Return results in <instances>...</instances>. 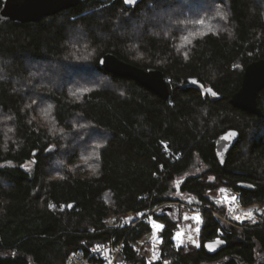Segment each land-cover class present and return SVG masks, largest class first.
<instances>
[{
  "label": "trees",
  "instance_id": "obj_1",
  "mask_svg": "<svg viewBox=\"0 0 264 264\" xmlns=\"http://www.w3.org/2000/svg\"><path fill=\"white\" fill-rule=\"evenodd\" d=\"M107 53L161 71L169 98L101 70ZM259 60L264 0H84L38 23L1 24L0 264H67L112 238L127 264H146L131 244L150 225L105 223L155 207V264H264L263 216L228 225L208 195L225 187L264 206V89L262 119L229 102ZM230 129L240 137L221 166L215 141ZM80 139L90 146L75 147ZM181 206L201 208L198 246H173ZM216 238L225 247L210 255L203 246Z\"/></svg>",
  "mask_w": 264,
  "mask_h": 264
},
{
  "label": "water",
  "instance_id": "obj_2",
  "mask_svg": "<svg viewBox=\"0 0 264 264\" xmlns=\"http://www.w3.org/2000/svg\"><path fill=\"white\" fill-rule=\"evenodd\" d=\"M84 0H2L0 8V25L6 22L15 24L38 23L59 12L76 7ZM138 0H135V3ZM135 3L127 4L128 6ZM99 67L104 72L121 78H130L139 85L149 89L160 99L166 101L170 90L164 74L157 69H141L129 63L123 62L112 53H107L99 60ZM188 85L199 90L202 94L215 96L210 89L204 87L195 79L189 80ZM264 89V60L253 61L246 66L241 87L230 98V104L238 109L245 110L258 118H263L261 108L257 103L258 94ZM239 132L230 129L218 136L215 141V156L219 165L224 166L228 153L239 140ZM242 188L251 189V186L241 185ZM73 205L69 206V209ZM205 251L214 255L225 247L221 239L204 244Z\"/></svg>",
  "mask_w": 264,
  "mask_h": 264
},
{
  "label": "built area",
  "instance_id": "obj_3",
  "mask_svg": "<svg viewBox=\"0 0 264 264\" xmlns=\"http://www.w3.org/2000/svg\"><path fill=\"white\" fill-rule=\"evenodd\" d=\"M223 189V191H221ZM208 195L212 198V200L220 206H223L225 211L223 214L214 213L220 220L223 222H229L233 219L237 224H241L245 221L248 217L255 216L257 213H260L264 210V206L261 207L260 205L253 204L249 206H243L240 201H238V196L231 192L229 189L225 187L218 188L208 193ZM159 207L150 208L146 211L132 213L129 212L121 217L124 218L126 222L128 220L126 218H131L129 223L125 225H121L120 221L116 217H109L106 220L107 227L111 229H126V228H133L139 223H144L147 225H151L154 223L153 213ZM195 208L196 211L192 214V219L194 224L197 226L201 223V208L199 207H192ZM199 217V220L194 219V217ZM228 219V220H226ZM245 223V222H244ZM242 223V224H244ZM160 225L163 226L161 223ZM164 226L160 229H156V235H158L157 241L152 242L151 244H147L142 241L141 238L138 240L136 244H131L134 250L141 254L142 257L146 256V264H155L160 261L157 260L156 256L160 254L161 248V238L160 233L162 232ZM199 229V228H197ZM177 231L173 237V246L175 249H179L181 247L178 244V238L176 236ZM220 238H216L215 240H219ZM123 247L124 242L123 240L115 241V239H111L104 243H94L92 245H84L78 251L72 253L67 260V264H127L125 260V256L123 254ZM166 261H164V264ZM163 264V262H161Z\"/></svg>",
  "mask_w": 264,
  "mask_h": 264
},
{
  "label": "rangeland",
  "instance_id": "obj_4",
  "mask_svg": "<svg viewBox=\"0 0 264 264\" xmlns=\"http://www.w3.org/2000/svg\"><path fill=\"white\" fill-rule=\"evenodd\" d=\"M138 29V28H137ZM135 34H136V32H135ZM184 45H185V43H183L182 44V46L184 47ZM87 78V77H86ZM76 81V80H75ZM89 142L90 141H87V139H85L84 141H83V139H80L79 140V142H77L76 144H75V147H77V148H79V149H81L82 147H88V146H90V144H89ZM93 150H94V148H93ZM56 163V162H55ZM54 163V168H57L56 167V164ZM59 167H60V165H59ZM231 191V190H230ZM232 192V191H231ZM234 193V192H233ZM236 194V193H235ZM237 195V194H236ZM238 196V195H237ZM238 201H240L239 200V196H238ZM217 204V203H216ZM170 206V205H169ZM181 208H183V217H182V221H181V223H180V225H179V227H178V229H177V233H180V235L179 236H177V234H176V236H177V238H178V244H180L181 245V247L182 246H184V245H196V246H198V234H199V229H200V225L199 226H197L196 224H194V222H193V219H192V214L196 211V209L195 208H192V207H190V208H185L184 206H181ZM224 211H225V209H224ZM258 215H262L263 216V219H264V210H262L260 213H257L255 216H252V217H248L245 221H243L242 223H246V222H252V223H255L256 222V220H257V216ZM119 219V221H120V223H121V225H125L126 223H129L130 222V220H131V218H126L127 220H128V222H126L125 220H124V218L123 217H120V218H118ZM202 220V219H201ZM226 220H228V219H226ZM202 222V221H201ZM154 223H156V224H161L160 222H157L156 220H154ZM225 223H227L228 225H232V226H235V227H237V228H243L244 227V224H237L233 219H231L229 222H225ZM201 224V223H200ZM152 225H153V223H151V225H150V227H151V233H149L148 235H146L143 239H142V241L143 242H145V243H147V242H149V243H147V244H151L152 242H154V241H157V239H158V235H156V229H154L153 227H152ZM197 228H199V229H197ZM161 241V240H160ZM157 257V260H159L160 258H159V256H156ZM146 258V256H144V259ZM159 258V259H158ZM145 261H146V259H145ZM166 263L167 264H170L169 263V261H166ZM165 263V264H166ZM163 264H164V261H163Z\"/></svg>",
  "mask_w": 264,
  "mask_h": 264
},
{
  "label": "snow or ice",
  "instance_id": "obj_5",
  "mask_svg": "<svg viewBox=\"0 0 264 264\" xmlns=\"http://www.w3.org/2000/svg\"><path fill=\"white\" fill-rule=\"evenodd\" d=\"M124 2H125L126 4H130V3H135V0H124ZM221 18L223 19L224 17L221 16ZM221 191H223V189H222ZM194 219L199 220V217H198V216H197V217H194ZM152 227H153L154 229H160V228H162L163 226H162V225H159V224H156V223H153ZM179 235H180V233H177V236H179Z\"/></svg>",
  "mask_w": 264,
  "mask_h": 264
},
{
  "label": "bare ground",
  "instance_id": "obj_6",
  "mask_svg": "<svg viewBox=\"0 0 264 264\" xmlns=\"http://www.w3.org/2000/svg\"><path fill=\"white\" fill-rule=\"evenodd\" d=\"M167 264V263H166Z\"/></svg>",
  "mask_w": 264,
  "mask_h": 264
}]
</instances>
